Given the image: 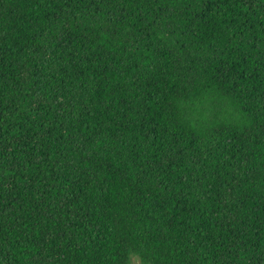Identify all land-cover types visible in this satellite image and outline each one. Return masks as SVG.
<instances>
[{"label": "trees", "instance_id": "16d2710c", "mask_svg": "<svg viewBox=\"0 0 264 264\" xmlns=\"http://www.w3.org/2000/svg\"><path fill=\"white\" fill-rule=\"evenodd\" d=\"M264 264V0H0V264Z\"/></svg>", "mask_w": 264, "mask_h": 264}, {"label": "rangeland", "instance_id": "374dc122", "mask_svg": "<svg viewBox=\"0 0 264 264\" xmlns=\"http://www.w3.org/2000/svg\"><path fill=\"white\" fill-rule=\"evenodd\" d=\"M132 264H144L142 260L139 257H133L132 258Z\"/></svg>", "mask_w": 264, "mask_h": 264}]
</instances>
